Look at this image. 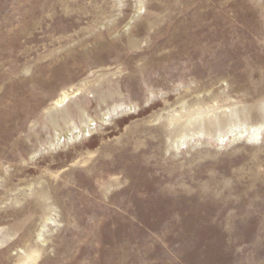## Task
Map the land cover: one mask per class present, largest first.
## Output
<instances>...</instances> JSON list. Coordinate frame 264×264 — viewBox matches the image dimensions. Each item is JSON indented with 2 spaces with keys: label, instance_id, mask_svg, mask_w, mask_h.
Here are the masks:
<instances>
[{
  "label": "rangeland",
  "instance_id": "1",
  "mask_svg": "<svg viewBox=\"0 0 264 264\" xmlns=\"http://www.w3.org/2000/svg\"><path fill=\"white\" fill-rule=\"evenodd\" d=\"M28 251L264 264V0H0V264Z\"/></svg>",
  "mask_w": 264,
  "mask_h": 264
},
{
  "label": "bare ground",
  "instance_id": "2",
  "mask_svg": "<svg viewBox=\"0 0 264 264\" xmlns=\"http://www.w3.org/2000/svg\"><path fill=\"white\" fill-rule=\"evenodd\" d=\"M63 93V92H62ZM68 95V94H67ZM67 95L65 94V93H63L62 95H61V97H59V99H57L56 101H54V105L55 106H58V105H60V104H62V103H64L66 100H67ZM178 120V119H177ZM176 122V121H175ZM177 123H178V121H177ZM179 123H180V120H179ZM253 133V132H252ZM257 133H258V130L256 129L255 130V132H254V134L255 135H257ZM40 197H42L41 195H40ZM39 197V198H40ZM43 199V198H42ZM47 221H50V218H47L46 219ZM39 236H41L40 235V233H39ZM19 254V253H18ZM36 255H38L37 254V251H31V252H27V253H24L23 252V257H22V259H23V261H26V263H24V264H32L33 263V261L35 260V257H36ZM21 259V260H22ZM23 263V262H22Z\"/></svg>",
  "mask_w": 264,
  "mask_h": 264
}]
</instances>
